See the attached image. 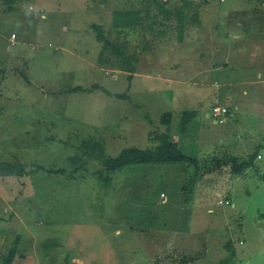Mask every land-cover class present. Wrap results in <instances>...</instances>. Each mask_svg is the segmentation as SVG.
Masks as SVG:
<instances>
[{
	"label": "rangeland",
	"instance_id": "374dc122",
	"mask_svg": "<svg viewBox=\"0 0 264 264\" xmlns=\"http://www.w3.org/2000/svg\"><path fill=\"white\" fill-rule=\"evenodd\" d=\"M164 133L199 164H254L195 182L198 165L133 153L108 168ZM12 249V264H264V0H0V261Z\"/></svg>",
	"mask_w": 264,
	"mask_h": 264
},
{
	"label": "trees",
	"instance_id": "16d2710c",
	"mask_svg": "<svg viewBox=\"0 0 264 264\" xmlns=\"http://www.w3.org/2000/svg\"><path fill=\"white\" fill-rule=\"evenodd\" d=\"M166 1V0H164ZM137 12V10L135 11V13ZM138 17H139V10H138ZM178 17H179V23L178 25V29L184 27L183 25V17H185L181 12L178 13ZM138 22V20H137ZM135 26H137V23H135ZM102 39H104L103 35H100ZM180 38V37H179ZM183 39V36L179 39V41H181ZM105 44H109V42L107 40H105ZM133 70V69H131ZM129 79H131V76H128ZM27 82L28 80L26 78H24ZM29 83V82H28ZM71 91V90H68ZM118 98H123V97H118ZM182 118L185 120L186 117L190 118H194L195 117V111H185L182 112ZM172 118V115L170 113H165L162 115L161 120L162 122H164L165 124H167V127L169 129V124H170V120ZM184 120H179V126H180V132L185 133L187 131L186 127H183L184 125ZM160 138L162 139L161 142L155 146L154 148H145V149H134L131 150L129 152H122L120 156L114 158V160L112 159V163L108 162V168L110 169V171L115 170L114 165H117L119 163H125L128 161V154L133 153L135 155V161L134 163L136 164V166H149V165H161V164H175V166H179V165H183V164H190V165H198L200 166V168H198L196 171V174L194 175V177H192L195 181H198L199 177L204 176L205 173L211 172L213 170H217L221 172V168L223 169V167H227L228 165H231L230 167V171H231V176L232 177H240L242 176V174L244 173V171L246 170V168H248L249 166H252L253 163V158L255 157V153L252 155V157H249V159L247 161H243V163H238L236 159L234 158H224V159H212L210 161V163H204V164H199L202 162H198V160L194 159L193 157H190L189 155H187L186 153H183L182 151H180V149L178 148L177 144L171 140V138H169L167 136L166 133L161 134ZM79 162V161H78ZM77 162V163H78ZM54 173H63L64 171L62 170H58V171H52ZM108 179V177H107ZM186 191V189H185ZM184 189H182V193H185ZM13 250L9 251V254L7 256H5L4 259H2L0 261V264H12L13 261Z\"/></svg>",
	"mask_w": 264,
	"mask_h": 264
},
{
	"label": "crops",
	"instance_id": "0c3cea01",
	"mask_svg": "<svg viewBox=\"0 0 264 264\" xmlns=\"http://www.w3.org/2000/svg\"><path fill=\"white\" fill-rule=\"evenodd\" d=\"M141 16H143V14L141 13ZM140 21H141V19H140ZM11 34H14V33H11ZM237 38V37H236ZM15 39H16V36H15ZM179 42H183V39H182V41H179ZM183 44V43H182ZM240 49H238L237 51H236V53L233 55V56H235V58L234 59H236V57L237 56H239V54H238V51H239ZM203 54L202 53H199V56H202ZM232 56V57H233ZM176 65H174L173 67H170L171 69V71H173V72H175L176 70ZM122 70V69H121ZM215 70H217V68H215V67H211V70H209L210 72L211 71H214V72H216ZM133 71V70H132ZM207 71H208V69H207ZM171 75V74H170ZM136 76H139V74L138 75H136ZM136 76L135 75H133L132 76V78H131V83H135V80H137L136 79ZM157 78H159V76L157 77ZM255 77L253 78V79H251V78H249V77H246L245 76V78L243 79V80H240V79H237V77H236V82H238V83H243V84H250V83H256V81H255ZM159 82L161 83V82H163V83H166L165 85H167V86H165V88L167 87H170V89H172L173 87H175V86H178V84H181L182 83V81H178V80H175L174 78H172L171 76L168 78H159ZM184 83H182V85H189V84H191V86H196L195 88H201V86H204V81L203 82H201L199 79H198V76H197V74L195 75V76H191V77H186V79H185V81H183ZM237 84V83H236ZM196 114H198V111H196ZM186 230V229H185ZM13 250V249H12ZM11 251V250H10Z\"/></svg>",
	"mask_w": 264,
	"mask_h": 264
},
{
	"label": "built area",
	"instance_id": "2783aa9c",
	"mask_svg": "<svg viewBox=\"0 0 264 264\" xmlns=\"http://www.w3.org/2000/svg\"><path fill=\"white\" fill-rule=\"evenodd\" d=\"M14 38H15V35L14 34H11L10 35V39H11V41H13L14 40ZM13 43V42H12ZM227 112V110L226 109H220L219 107H214L213 109H212V116L217 120H220V121H223L224 119H222V118H220V115H222V113L224 114V113H226Z\"/></svg>",
	"mask_w": 264,
	"mask_h": 264
}]
</instances>
